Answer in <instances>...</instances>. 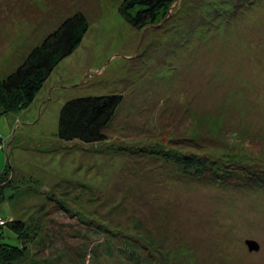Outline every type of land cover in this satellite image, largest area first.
Listing matches in <instances>:
<instances>
[{
  "label": "rangeland",
  "instance_id": "374dc122",
  "mask_svg": "<svg viewBox=\"0 0 264 264\" xmlns=\"http://www.w3.org/2000/svg\"><path fill=\"white\" fill-rule=\"evenodd\" d=\"M122 3L0 0V81L67 17L82 12L89 23L30 104L0 107V175L10 183L0 216L40 217L44 234L23 263L62 264L57 248L64 236L82 238V209L142 237L154 264H264V0H176L143 27ZM188 14L181 38L174 27ZM110 92L124 98L106 140L58 136L66 100ZM182 155L201 156L205 173H192L198 162L185 172ZM219 170L226 176L215 179ZM248 238L260 248L250 250ZM88 259L138 264L105 250Z\"/></svg>",
  "mask_w": 264,
  "mask_h": 264
},
{
  "label": "trees",
  "instance_id": "16d2710c",
  "mask_svg": "<svg viewBox=\"0 0 264 264\" xmlns=\"http://www.w3.org/2000/svg\"><path fill=\"white\" fill-rule=\"evenodd\" d=\"M175 1L123 0L120 12L133 26L143 27L156 24L168 15L171 8L173 10L172 6ZM181 17L183 18L181 24L183 25L177 24L178 27H174V31L177 36L182 38V36L189 35V31L185 32L184 24L185 20L192 22V19H189L192 16L188 14ZM88 28L89 23L85 14L77 12L67 17L60 26L49 32L39 44L30 50L23 62L0 81V107L7 110H16L30 104L53 68L79 46ZM189 28L187 27V30ZM179 31L180 33H178ZM123 96L120 92H110L69 98L60 108L58 136L69 142L78 140L82 143H93L106 140L107 133L105 129L121 105ZM200 157L182 155L185 172L190 173L189 168L192 167L190 163L198 162L200 168L191 172L198 176L205 173L207 168ZM2 175H0V200L6 196L5 186L10 184L9 182L2 183ZM221 175L222 177L226 176L221 170L213 174L215 179H221ZM259 175L261 174L258 173L255 178ZM48 198L57 202L66 213H76L68 205L67 199L50 197V195H48ZM80 211L85 214V217L78 215V223L75 220L67 221L64 223L62 231L65 234L68 232L71 234V229L67 226L76 223L79 226V229H77L78 234L82 238L77 242H73L71 239L67 240L65 236L62 237V245L57 248V257L61 262L65 264H90V259L87 261V257L92 255V259L97 260L100 252L105 250L109 253L114 251L118 257H122L129 263L154 264L150 244L145 242L142 237L127 235L129 233L120 230L119 227L116 233L115 229L108 227L107 223L104 224V221L98 219L99 221L95 223L91 220L92 217L87 216L85 211L82 209ZM38 216L42 217L41 214ZM71 216L76 219V215ZM50 218L53 220V217ZM40 221V217H32L26 220L15 216H11L9 219L0 216L1 264H24L23 260H25L24 258L29 251L30 244L40 242L44 235L40 231ZM100 224H103V226ZM53 231L56 230L50 227L49 233ZM64 232L59 234L63 236ZM119 232H124L123 236ZM96 233L101 235V239H97V241L94 237ZM119 234L120 236H118ZM37 263V260H35V264Z\"/></svg>",
  "mask_w": 264,
  "mask_h": 264
},
{
  "label": "water",
  "instance_id": "95a60500",
  "mask_svg": "<svg viewBox=\"0 0 264 264\" xmlns=\"http://www.w3.org/2000/svg\"><path fill=\"white\" fill-rule=\"evenodd\" d=\"M246 244L248 245V247L250 248V250H257L260 248V243L258 242V240L253 239V238H248L246 239Z\"/></svg>",
  "mask_w": 264,
  "mask_h": 264
}]
</instances>
